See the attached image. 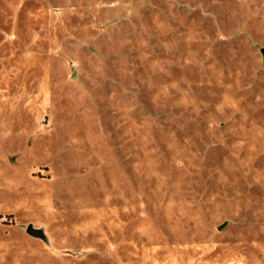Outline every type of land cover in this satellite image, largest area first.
<instances>
[{
	"label": "rangeland",
	"instance_id": "374dc122",
	"mask_svg": "<svg viewBox=\"0 0 264 264\" xmlns=\"http://www.w3.org/2000/svg\"><path fill=\"white\" fill-rule=\"evenodd\" d=\"M262 50L264 0H0V264H264Z\"/></svg>",
	"mask_w": 264,
	"mask_h": 264
},
{
	"label": "water",
	"instance_id": "95a60500",
	"mask_svg": "<svg viewBox=\"0 0 264 264\" xmlns=\"http://www.w3.org/2000/svg\"><path fill=\"white\" fill-rule=\"evenodd\" d=\"M262 52L264 53V50H262ZM25 231H26V234H28L32 238H35V239L43 238L42 231L40 229L39 230L35 229L32 225H28Z\"/></svg>",
	"mask_w": 264,
	"mask_h": 264
}]
</instances>
